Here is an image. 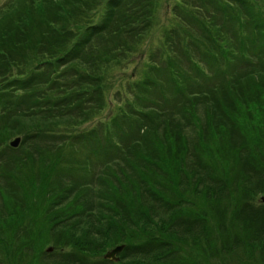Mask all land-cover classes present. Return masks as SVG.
<instances>
[{
  "label": "trees",
  "instance_id": "obj_1",
  "mask_svg": "<svg viewBox=\"0 0 264 264\" xmlns=\"http://www.w3.org/2000/svg\"><path fill=\"white\" fill-rule=\"evenodd\" d=\"M83 1L44 0L48 15L36 39L27 31L30 10L0 29V80L13 73L9 86L23 91L7 86L0 94V146L7 147L0 151V264H264V200L255 201L264 194V72L215 86L195 83L190 68L195 45L219 61L226 45L227 54L247 47L242 31L264 29V10L230 0L221 13L210 0L216 14L206 21L185 5L181 23L192 25L168 32L167 77L155 70L134 88L147 112L131 106L105 128L64 133L104 107L109 69L139 50L155 9L153 0L126 9L132 0H111L106 19L84 29L92 5ZM133 9L142 11L139 22ZM263 48L262 38L255 56ZM178 68L187 70L178 75ZM144 94L161 99L162 111ZM191 128L199 138H190ZM16 135L21 145L8 148ZM79 146L82 159L60 161ZM77 171L85 179H71L66 192L63 178ZM121 243L129 260L103 259Z\"/></svg>",
  "mask_w": 264,
  "mask_h": 264
},
{
  "label": "rangeland",
  "instance_id": "obj_2",
  "mask_svg": "<svg viewBox=\"0 0 264 264\" xmlns=\"http://www.w3.org/2000/svg\"><path fill=\"white\" fill-rule=\"evenodd\" d=\"M5 1L6 0H0V6ZM206 1L208 0H192L193 5H198L199 9H193V13L191 14L194 16H197L198 14H200L201 9H202L205 12V17L208 18V20H210V18L214 15L210 13L214 11V9L210 6L205 5L204 2ZM213 1L214 2L219 1L223 4H226L228 0H213ZM253 1L257 3V7L259 8L261 7L264 10V3L258 0H253ZM83 2L88 4V6L99 4L96 9L90 12L92 19H94L95 22L105 17L106 10L109 7L108 0H84ZM178 4H181L182 11L175 10ZM153 5L155 6L154 16H153V27L150 31L146 32L144 36L142 37L141 50L135 54L136 56L135 63L129 64V62H127V64H124L119 68H115L112 71L111 76L106 81L105 93L108 99L107 107L103 108L102 111L96 117H93L92 120L90 121L88 120L89 122H87V124L85 125L82 124L80 126L75 127L77 128L76 130L72 128L63 127L62 131L64 133L69 131L68 133L76 134L78 129L87 130L88 128H91V127L95 128L96 126H98L99 121L109 120L115 114L118 106L123 105L126 100H131L132 98L134 99L132 95V91L129 90L128 87H126L127 86L126 80H132L133 79L132 76H137V78H142L144 74L146 73L148 67L141 64L143 60L141 59V57L145 56L146 60L147 59L151 60L150 64H155V61L158 62L162 60L163 57L166 55V53H168V52H166L165 54L161 53V47L165 46V39L170 29H176V30L181 31V28H182L181 24H183L181 23V19L186 16L184 12L185 10L184 0H153ZM14 7H16V5ZM48 8L49 6L47 7L45 5L44 0H23L20 3V6L16 11L8 10L5 13V15L2 16L3 18L0 19V29L9 26L10 19L16 18L15 13L22 14L24 11L30 10L31 13L28 18V30L27 31L31 38L36 39L38 38V36L40 35V32L44 28V20H45V16L48 15ZM141 14H142V11H137V9H134L132 20L135 22H139L140 20L139 16ZM190 25H192V23L190 22V19L188 22L183 24L184 28H189L188 30H190ZM191 30L194 32L195 31L194 27H191ZM15 37L17 38L16 34H15ZM75 38L73 39V41L75 40ZM196 59H199L198 53H196ZM252 62L253 63L256 62V59L251 58V61L249 62L242 60L238 64V67L244 65L243 70H245L249 68L250 66H252L251 64ZM62 69H63L62 67H58V72H60ZM9 78H11V76L6 77L4 80H2L4 81V85L0 87V94H2L3 91H5L4 88L7 86H8L7 90L14 91V89H11L9 87L10 83H7ZM122 79H126V80L123 81ZM2 81L0 80V83ZM55 83L58 84L59 81L56 79ZM207 84H211V82L207 80ZM128 103L132 105L130 102ZM0 108H1V105H0ZM96 112H99V111H95L94 113ZM79 113L80 112H77L76 114H79ZM203 113H204V108L201 105L199 107V115L203 117ZM1 118L3 119L4 117L1 116ZM4 125L5 124L3 122V126ZM192 129L193 128L188 130V134L190 138H194V139L199 138L198 137L199 133L197 132V135L195 136V133L193 132ZM255 137H257V140L259 142L262 141L261 136L256 135ZM11 138H9L8 140H10ZM67 152H68L67 150L64 151L63 156L65 157V159H62L61 162L68 161V159L71 158V157H67L66 155ZM255 201L257 202L261 201V195L257 196L255 198ZM49 259L51 258L49 257Z\"/></svg>",
  "mask_w": 264,
  "mask_h": 264
},
{
  "label": "water",
  "instance_id": "obj_3",
  "mask_svg": "<svg viewBox=\"0 0 264 264\" xmlns=\"http://www.w3.org/2000/svg\"><path fill=\"white\" fill-rule=\"evenodd\" d=\"M19 140H20V138H17L16 140H14L12 142V144L16 146L18 144ZM123 248H124V245H118L114 249H112L111 251L107 252L105 257L110 258L112 260H118L119 258L117 257V254L119 252H121L123 250Z\"/></svg>",
  "mask_w": 264,
  "mask_h": 264
}]
</instances>
